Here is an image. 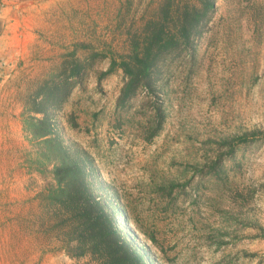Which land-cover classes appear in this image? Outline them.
I'll return each instance as SVG.
<instances>
[{
	"label": "rangeland",
	"instance_id": "rangeland-1",
	"mask_svg": "<svg viewBox=\"0 0 264 264\" xmlns=\"http://www.w3.org/2000/svg\"><path fill=\"white\" fill-rule=\"evenodd\" d=\"M161 1L18 8L0 52V264H103L77 255L49 194L75 154L146 264H264V0H213L191 46L120 104L110 57Z\"/></svg>",
	"mask_w": 264,
	"mask_h": 264
},
{
	"label": "trees",
	"instance_id": "trees-1",
	"mask_svg": "<svg viewBox=\"0 0 264 264\" xmlns=\"http://www.w3.org/2000/svg\"><path fill=\"white\" fill-rule=\"evenodd\" d=\"M213 7V0H162L153 15L137 22L135 27H124L126 52L112 54L108 70L119 69L124 74L120 104L140 89L151 90L153 70L160 59L188 49L199 24ZM248 138L246 133L232 137L229 154L234 147L251 140ZM83 164L78 154L61 159L53 170L56 188L49 191L58 197L55 206L70 225L68 240L74 242L77 255L97 256L103 264H146L117 231L113 214L89 189Z\"/></svg>",
	"mask_w": 264,
	"mask_h": 264
},
{
	"label": "crops",
	"instance_id": "crops-1",
	"mask_svg": "<svg viewBox=\"0 0 264 264\" xmlns=\"http://www.w3.org/2000/svg\"><path fill=\"white\" fill-rule=\"evenodd\" d=\"M31 2L32 0H0V52L4 50L5 46L9 45L11 22L15 18L18 8ZM2 44H4V47Z\"/></svg>",
	"mask_w": 264,
	"mask_h": 264
}]
</instances>
